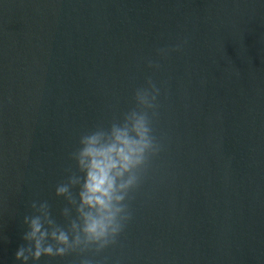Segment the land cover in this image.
I'll list each match as a JSON object with an SVG mask.
<instances>
[{"label": "water", "instance_id": "1", "mask_svg": "<svg viewBox=\"0 0 264 264\" xmlns=\"http://www.w3.org/2000/svg\"><path fill=\"white\" fill-rule=\"evenodd\" d=\"M148 78L161 90V151L116 243L87 257L264 264L262 0H0V264H20L32 201L64 223L55 187L75 170L80 137L121 120Z\"/></svg>", "mask_w": 264, "mask_h": 264}, {"label": "clouds", "instance_id": "2", "mask_svg": "<svg viewBox=\"0 0 264 264\" xmlns=\"http://www.w3.org/2000/svg\"><path fill=\"white\" fill-rule=\"evenodd\" d=\"M186 43L160 48L157 55L166 58ZM148 67L159 69L160 64L149 60ZM160 91L148 78L147 86L135 91L136 106L121 120L80 137L71 154L75 170L69 169L66 180L55 187V196L66 201L61 210L64 223L54 217L47 200L32 201V214L23 218L26 244L15 253L20 264H38L42 257L63 258L72 253L82 257L79 264H93L87 253H100L116 243L131 219L129 194L139 187L150 159L161 151L152 127Z\"/></svg>", "mask_w": 264, "mask_h": 264}]
</instances>
